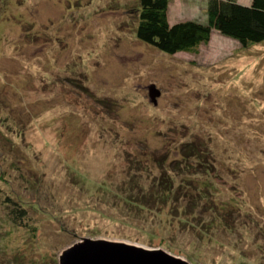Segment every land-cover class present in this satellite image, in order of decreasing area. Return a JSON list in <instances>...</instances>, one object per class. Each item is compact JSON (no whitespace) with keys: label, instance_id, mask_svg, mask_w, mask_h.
Segmentation results:
<instances>
[{"label":"rangeland","instance_id":"374dc122","mask_svg":"<svg viewBox=\"0 0 264 264\" xmlns=\"http://www.w3.org/2000/svg\"><path fill=\"white\" fill-rule=\"evenodd\" d=\"M137 3L0 0V264H58L82 237L264 264V41L212 29L169 54L137 38Z\"/></svg>","mask_w":264,"mask_h":264},{"label":"trees","instance_id":"16d2710c","mask_svg":"<svg viewBox=\"0 0 264 264\" xmlns=\"http://www.w3.org/2000/svg\"><path fill=\"white\" fill-rule=\"evenodd\" d=\"M169 0H138L135 34L156 49L173 54L197 51L211 36L212 29L237 40L242 46L264 41V0L244 4L237 0H207V22L167 19ZM7 201H11L6 197ZM14 221L26 217V208L13 205ZM18 218V219H16Z\"/></svg>","mask_w":264,"mask_h":264},{"label":"water","instance_id":"95a60500","mask_svg":"<svg viewBox=\"0 0 264 264\" xmlns=\"http://www.w3.org/2000/svg\"><path fill=\"white\" fill-rule=\"evenodd\" d=\"M149 100L157 103L161 91L155 83L147 85ZM58 264H192L182 256L161 247L108 238L82 237L63 248Z\"/></svg>","mask_w":264,"mask_h":264}]
</instances>
